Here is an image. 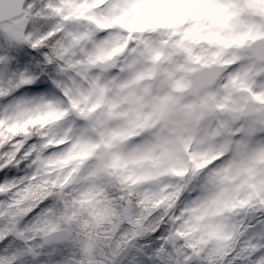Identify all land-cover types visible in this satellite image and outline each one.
Listing matches in <instances>:
<instances>
[{
  "label": "snow or ice",
  "instance_id": "obj_1",
  "mask_svg": "<svg viewBox=\"0 0 264 264\" xmlns=\"http://www.w3.org/2000/svg\"><path fill=\"white\" fill-rule=\"evenodd\" d=\"M0 264H264V0H0Z\"/></svg>",
  "mask_w": 264,
  "mask_h": 264
}]
</instances>
